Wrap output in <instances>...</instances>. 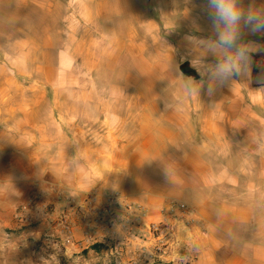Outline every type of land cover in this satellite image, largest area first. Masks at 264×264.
I'll return each mask as SVG.
<instances>
[{"label":"crops","instance_id":"crops-1","mask_svg":"<svg viewBox=\"0 0 264 264\" xmlns=\"http://www.w3.org/2000/svg\"><path fill=\"white\" fill-rule=\"evenodd\" d=\"M207 41L187 46L201 65L196 78L180 77L173 87L142 81L116 88L106 114L80 97L9 112L0 122V264L22 263L27 247L36 253L34 241L56 248L66 238L69 264H101L109 256L143 264L151 243L144 225L172 218L177 203L205 232L180 230L187 244L162 259L264 264V68L209 92L218 83L217 63L230 55L210 51ZM102 126L101 133L93 129ZM113 193L148 210L131 233L94 221L91 204L105 205Z\"/></svg>","mask_w":264,"mask_h":264},{"label":"rangeland","instance_id":"rangeland-1","mask_svg":"<svg viewBox=\"0 0 264 264\" xmlns=\"http://www.w3.org/2000/svg\"><path fill=\"white\" fill-rule=\"evenodd\" d=\"M237 7L264 19V0H237ZM217 39L207 0H0V122L14 108L24 112L35 101L75 104L79 97L101 104L106 114L116 88L142 81L181 85L179 67L185 62L198 75L201 65L187 46ZM237 43L252 48L249 71L264 68L256 66L264 59V31L241 24ZM226 51L235 56V49ZM102 128L93 129L101 133ZM3 162L0 158L1 167ZM63 241L56 248L34 241L36 253L27 247L20 264H69ZM169 254L151 255L149 264H176L162 259ZM101 264L123 263L109 256Z\"/></svg>","mask_w":264,"mask_h":264},{"label":"built area","instance_id":"built-area-1","mask_svg":"<svg viewBox=\"0 0 264 264\" xmlns=\"http://www.w3.org/2000/svg\"><path fill=\"white\" fill-rule=\"evenodd\" d=\"M256 66L258 68L264 67V59H257ZM86 202L87 200L85 203ZM31 205L32 202L29 201L27 206L30 207ZM91 210L95 222L101 224L105 221L104 224L109 230L116 231V229H119L123 233L133 232V228H136L135 226L139 228V224L148 214V210L145 207L129 204L123 201L117 193L108 194L105 205L94 207V204H91ZM173 210L174 215L170 213V217L172 218L144 225L150 236L151 243L150 255L147 258L144 257L142 260L143 263L149 264L151 255L162 256L166 253L177 254L181 251L183 245L187 243L184 241L185 239L183 237H178L180 230H182V234L186 232L190 226H195L201 232H205V226L202 221L198 217L190 214L186 204L177 203ZM119 214H122L124 218L119 219ZM65 230L68 231L67 228H65ZM70 243V238H66L62 245ZM55 246H58V242H55ZM117 246L121 247V244L117 243ZM187 262L189 263V260H187ZM133 263L136 264V260H134Z\"/></svg>","mask_w":264,"mask_h":264},{"label":"clouds","instance_id":"clouds-1","mask_svg":"<svg viewBox=\"0 0 264 264\" xmlns=\"http://www.w3.org/2000/svg\"><path fill=\"white\" fill-rule=\"evenodd\" d=\"M207 2L218 39L205 42V46L212 52L217 49H235L234 57L228 56L225 61L217 63L214 75L218 83L208 85V91L212 92L216 87L226 84L230 78L249 73L253 51L251 46L241 47L237 43L240 26L243 24L253 32L264 31V19L239 9L237 0H207ZM192 91L195 92L197 89L193 88Z\"/></svg>","mask_w":264,"mask_h":264},{"label":"water","instance_id":"water-1","mask_svg":"<svg viewBox=\"0 0 264 264\" xmlns=\"http://www.w3.org/2000/svg\"><path fill=\"white\" fill-rule=\"evenodd\" d=\"M179 70L186 77L196 78L198 76L196 71L193 68H191V66L188 62L181 64L179 67Z\"/></svg>","mask_w":264,"mask_h":264}]
</instances>
